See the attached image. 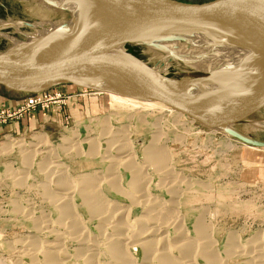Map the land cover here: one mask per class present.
I'll use <instances>...</instances> for the list:
<instances>
[{"label": "bare ground", "instance_id": "bare-ground-1", "mask_svg": "<svg viewBox=\"0 0 264 264\" xmlns=\"http://www.w3.org/2000/svg\"><path fill=\"white\" fill-rule=\"evenodd\" d=\"M32 1L39 3L42 14L49 17L46 15L41 21L30 25L31 32L27 44L13 42L7 35L0 33L3 39L11 41L12 47L22 54H28L45 45L74 18L73 14L64 11L68 10L65 0ZM52 15L60 18L53 22ZM11 23L13 22L7 24L12 25ZM0 24L3 27L5 23ZM134 40L149 46L144 52L148 61L159 56L150 46L159 45L164 54L160 60H180L195 72L221 76L228 75L238 67L237 62L199 47L150 40L144 34L135 36ZM155 70L157 74L162 73V69ZM109 99L116 102L126 98L109 95ZM128 100L135 105L138 102ZM203 103L210 106L211 101ZM96 123L94 122L95 126H98L96 130L85 131L83 135L72 131L74 133H68L56 147L41 135L32 136L29 143L10 140L7 144H2L1 152L17 153L25 173L38 155L42 157L38 169L44 181L38 191L44 197L49 211L45 216L37 217V213L36 217H32V211L20 208L16 205L17 202H11L10 210L3 211L0 207V213L5 215L9 212L19 216L24 223H30V228L35 230L36 235L51 236L55 241L40 242L36 235L35 238L24 237L19 242V250L15 252L17 258L26 257L31 264H37L38 256L42 258L39 264H227L230 258H243L242 264H264L262 235L242 243L240 237L229 234L218 251L217 240L208 233L201 219H195L189 233L183 219V222L180 219V223L172 220L178 202H168L154 191L150 192L144 188L146 183L149 186L151 180L150 177H144V169L151 167L157 172V177H162V181L167 179L169 183V178L173 175L170 155L165 147L159 146L158 143L162 136L159 134L161 130H155L150 142L143 148L141 166L138 168L135 167L139 163L132 150L134 148L128 142L130 139L128 140L127 130L114 128L107 120H98ZM61 154L71 160L76 157L84 162L92 158L102 170L72 179L69 167L59 160ZM2 175L14 179L12 183L17 184L27 178L7 169L3 170ZM174 179L176 180L175 177ZM122 183L125 185L122 186ZM167 188L165 193L173 195L176 192L173 187ZM109 196H117L122 203H127L125 206L128 210H120L119 202L111 200ZM80 209L83 210L85 219L77 213ZM133 211L139 212L141 216L130 219ZM146 219L150 225L148 228L144 226ZM86 223L97 224L91 228L97 232L91 234ZM66 243L71 244L72 248L63 249Z\"/></svg>", "mask_w": 264, "mask_h": 264}, {"label": "water", "instance_id": "water-1", "mask_svg": "<svg viewBox=\"0 0 264 264\" xmlns=\"http://www.w3.org/2000/svg\"><path fill=\"white\" fill-rule=\"evenodd\" d=\"M49 2L50 0H41ZM74 18L30 53L0 51V89L33 95L71 86L95 95H114L161 104L177 124L227 135L252 148L264 142L233 130L264 110V0H65ZM150 40L199 47L238 63L228 75L175 80L157 74L125 45ZM155 51L161 47L150 46ZM211 101L207 112L194 104ZM161 109V108H160ZM161 109V110H162ZM179 116V117H178ZM188 118V119H187ZM183 121H182V120Z\"/></svg>", "mask_w": 264, "mask_h": 264}, {"label": "rangeland", "instance_id": "rangeland-1", "mask_svg": "<svg viewBox=\"0 0 264 264\" xmlns=\"http://www.w3.org/2000/svg\"><path fill=\"white\" fill-rule=\"evenodd\" d=\"M177 1L197 4L212 0ZM46 15L42 14L39 3L32 0H0V23H5L3 27L0 26V33L7 35L13 42L27 44L31 32L30 25L41 21L42 17ZM47 16L49 17V15ZM59 18L60 16L54 17L52 15L51 17L53 22ZM8 22L13 23L9 25ZM11 41L0 36V51L12 47ZM124 49L137 59L147 63L150 68L162 69V74L167 78L183 80L205 76L204 73L191 70L180 60H167L165 58L160 60L164 55L161 51H155L159 56L152 57V61H148V56L144 54L145 46L125 45ZM68 88L77 90L81 94H92L71 86ZM8 94L10 93L0 89V97ZM99 96L103 98L105 106H101L99 110L93 108L79 119L69 120L61 125L41 126L34 131L0 136V207L3 211L6 209L9 211L10 205L17 202L16 205L20 208L32 211V217H36L37 213V217H40L45 216L49 208L44 197L38 191V187L43 185L44 181V177L38 169V163L41 162L42 157L38 155L30 169L25 173L19 163L20 159L17 153L1 152L2 144H7L10 140L29 143L32 136L41 135L46 137L52 146L56 147L60 145L61 139L65 138L68 133L71 134L72 131H76L79 135H83L85 131L96 130L98 127L95 126L96 121L107 120L112 127H121L127 130L128 140L130 139L128 142L134 148L132 150L135 152L139 163L135 167L138 168L141 166L143 148L148 145L155 130H161L159 134L162 136L158 143L159 146H164L170 155L173 175L169 178V183L167 179L162 181V177H157V172H154L151 167L144 169L147 173L142 170L144 177L151 179L149 186L146 183L144 188L146 187L150 192L154 191L155 194L166 201L168 200V202L174 200V203L178 202V206L175 204L178 208L175 207L174 209L173 221L180 223V219L181 221L183 219L184 222H182L191 233L190 228L195 219H201L208 233L217 240L218 251L221 250L223 240L229 234L240 237L242 243L258 235H262L261 239L264 241V177L260 179L255 176L253 170L255 168L253 166L255 164L254 153L263 152L264 149L246 146L227 135L209 134L203 130L181 127L180 123L177 124L176 122V114L162 109L164 107L160 106L161 104L137 102L135 105L127 98L114 102L108 99L109 96ZM194 106L205 112L209 110V105L205 103H197ZM155 124L159 129H156ZM233 130L248 139L264 142V110L256 114L250 121L237 126L234 125ZM4 136L10 137L6 139L3 138ZM59 160L69 167V174L72 179L85 173L102 170V167L92 158L88 162H84L77 160L76 157L71 160L70 157L61 154ZM261 161L264 163V158ZM5 169L15 171L18 176L27 178L18 184L12 183L15 181L14 179L11 180L6 178L8 176L2 175ZM124 185L122 183V186ZM167 187H173L176 190L175 195L165 193L164 190H167ZM148 196L151 197V195ZM109 198L119 202L120 210H128V207L125 206L127 203L124 201L122 203V200L117 196L116 198L109 196ZM169 210L171 209L169 208ZM77 213L82 218H86L83 216L82 209L78 210ZM140 216L139 212L133 211L130 219L134 220ZM146 220L147 224L145 223L144 226L148 228L150 225L148 219ZM89 224L91 223L85 225L89 227L91 234L94 231L97 232V230L91 229L97 224L92 223L91 226ZM34 231L30 228V223H24L19 216L11 215L9 212L5 215L0 213V264H31V261L26 257L17 258L15 252L19 250V242L24 237L32 236L35 238L36 233ZM36 236L40 242L55 243L51 236ZM71 248L72 245L69 243L63 246V249ZM41 259L38 256L37 264L41 263ZM242 259L230 258L227 264H242ZM244 260L248 259L244 258Z\"/></svg>", "mask_w": 264, "mask_h": 264}, {"label": "crops", "instance_id": "crops-1", "mask_svg": "<svg viewBox=\"0 0 264 264\" xmlns=\"http://www.w3.org/2000/svg\"><path fill=\"white\" fill-rule=\"evenodd\" d=\"M49 93H60L65 100L62 103L51 104L47 110L37 108L33 112L24 114L17 120L1 125L0 136L34 131L41 126L61 125L69 120L79 119L93 108L99 110L101 106H105L103 98H100L99 95L81 94L77 90L69 89L68 86L59 87L49 91ZM25 97V95L16 94L0 97V109L13 111L24 103ZM253 158H255V164L253 165L255 166L253 168L255 176L262 179L264 177V163L261 159L264 158V151L257 152V154L254 153Z\"/></svg>", "mask_w": 264, "mask_h": 264}, {"label": "built area", "instance_id": "built-area-1", "mask_svg": "<svg viewBox=\"0 0 264 264\" xmlns=\"http://www.w3.org/2000/svg\"><path fill=\"white\" fill-rule=\"evenodd\" d=\"M25 96L24 103L17 109L13 111L0 109V126L17 120L24 114L33 112L37 108L41 110H47L51 104L62 103L65 100V98H63L60 93L50 94L49 91ZM8 137L10 136H4L3 138L7 139Z\"/></svg>", "mask_w": 264, "mask_h": 264}]
</instances>
